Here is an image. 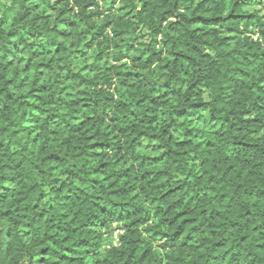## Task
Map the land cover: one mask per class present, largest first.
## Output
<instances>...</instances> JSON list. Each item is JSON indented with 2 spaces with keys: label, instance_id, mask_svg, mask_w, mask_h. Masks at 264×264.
Masks as SVG:
<instances>
[{
  "label": "trees",
  "instance_id": "trees-1",
  "mask_svg": "<svg viewBox=\"0 0 264 264\" xmlns=\"http://www.w3.org/2000/svg\"><path fill=\"white\" fill-rule=\"evenodd\" d=\"M4 1L0 264H264V0Z\"/></svg>",
  "mask_w": 264,
  "mask_h": 264
},
{
  "label": "rangeland",
  "instance_id": "rangeland-1",
  "mask_svg": "<svg viewBox=\"0 0 264 264\" xmlns=\"http://www.w3.org/2000/svg\"><path fill=\"white\" fill-rule=\"evenodd\" d=\"M102 3V2H101ZM7 2H3L0 5V11H2L6 6H7ZM103 5L109 4V0H105L103 3ZM116 5L119 7L120 3H116ZM3 8V9H2ZM251 9H255L257 10L258 13L262 14L264 16V6L262 4L257 5L255 7H252ZM141 33V32H140ZM34 44H36V46H42V42L41 41H37ZM44 45V42H43ZM46 46V44H45ZM48 47V46H47ZM190 117H191V124L194 126H198V127H202V128H206L207 127V114L204 110H200L197 112H191L190 113ZM166 120V114L164 112H161L160 117H159V123H162L163 121ZM26 127H29L31 125V121L28 117V120L26 121ZM25 127V128H26ZM158 149L155 148L153 145L149 144V143H143L141 146V152L144 154H148V155H155L158 153ZM48 197L45 194L43 196L42 200H47ZM121 229L119 228L118 224H113L112 227L109 229V231L107 233H105L104 237H103V242H102V250H104L105 248L109 247L110 245H116L118 243L119 240V235L121 234ZM24 264H28V263H24Z\"/></svg>",
  "mask_w": 264,
  "mask_h": 264
}]
</instances>
